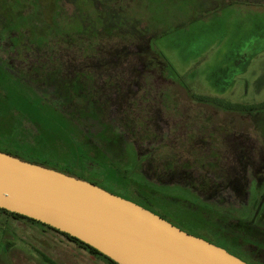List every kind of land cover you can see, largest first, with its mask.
I'll use <instances>...</instances> for the list:
<instances>
[{
    "label": "rangeland",
    "instance_id": "1",
    "mask_svg": "<svg viewBox=\"0 0 264 264\" xmlns=\"http://www.w3.org/2000/svg\"><path fill=\"white\" fill-rule=\"evenodd\" d=\"M59 2L0 0L1 143L145 196L192 231L253 217L264 109L257 122L194 95L264 102V0H213L206 12L207 0ZM117 16L137 34L114 26ZM46 257L113 264L0 209V264H53Z\"/></svg>",
    "mask_w": 264,
    "mask_h": 264
},
{
    "label": "water",
    "instance_id": "2",
    "mask_svg": "<svg viewBox=\"0 0 264 264\" xmlns=\"http://www.w3.org/2000/svg\"><path fill=\"white\" fill-rule=\"evenodd\" d=\"M0 208L78 238L118 264H251L132 199L2 150Z\"/></svg>",
    "mask_w": 264,
    "mask_h": 264
},
{
    "label": "trees",
    "instance_id": "3",
    "mask_svg": "<svg viewBox=\"0 0 264 264\" xmlns=\"http://www.w3.org/2000/svg\"><path fill=\"white\" fill-rule=\"evenodd\" d=\"M55 1V6L57 7H61L60 5V0H54ZM39 3V1H38ZM191 6V4H190ZM56 14H61V10L56 13ZM115 23L114 26L116 27H120V31H122L123 25L127 24V29L130 33H132V35L137 34V32L139 31L137 28H135V26H132L130 21H126L124 18L117 16L114 17ZM126 31V30H123ZM14 84V83H10ZM15 85V84H14ZM16 87V86H15ZM196 100L204 102V103H215L217 106L225 109V110H231V111H239V112H244L247 113L246 115L249 116H253L254 120L258 122L259 116H258V112L259 110L264 109V102L259 103V104H239V103H231V102H225L216 98H212V97H208V96H203V95H194ZM250 113H254V114H250ZM256 113V114H255ZM115 125V124H114ZM252 147V148H251ZM244 146V151L247 150V153H249V149H255L253 146ZM0 150L8 152L12 155L18 156L24 160H28L34 163H38V164H42L51 168H55L58 169L60 171H63L65 173L74 175L76 177L79 178H83L86 180H89L95 184H98L102 187H104L105 189H109L111 190V192H114V189L108 187L107 185H105L104 183L92 179L91 177H89L88 175L82 173V171L73 169V168H66L63 166H57V165H52V163L47 162V161H43V160H39L38 158L34 157L33 155H30L28 150H20V149H14L11 147H9V143H1L0 141ZM234 153L236 155H233V157L237 158L240 156L244 157V158H248L247 159V163H249V159L251 158L250 155H242L239 154V149H237L235 147L234 149ZM260 158H264V153L260 152ZM249 165V164H248ZM132 199L136 202H138L139 204L153 210L154 212L160 214L161 216H163L164 218L168 219L169 221H171L172 223L178 225L179 227H181L182 229L191 232L195 235L198 236H202L218 245H221L225 248H227L230 252L238 255L239 257L244 258L245 260H248V262H251V264H264V199L260 202L257 212L255 213V215L253 217H248L245 219H238L235 220V222L230 225H228V229L226 230H222L221 228L217 229V233L213 234L212 232L205 233V231H200V230H196V231H192L186 227H184V225H181L179 223H177V221H175L174 219H172L171 217L166 216V214H163V212L156 208L149 199H147L144 195V199L143 198H139V197H132L131 195H129ZM125 197V196H124ZM263 202V203H262ZM1 210L5 211L6 213L18 218V217H23V218H27L30 220H33L35 222H40L38 220H35L33 218L24 216L22 214L16 213V212H11L8 211L4 208H0ZM42 223V222H41ZM44 225H47L45 223H42ZM48 227L54 229L55 231L64 234L65 236H67L70 240H74L77 241L78 243L82 244L83 246H86L87 248H89L93 253H97L100 255H103L104 257H106L109 261H111L113 264H118L117 262H115L114 260H112L111 258H109L108 256H106L105 254L101 253L100 251H98L96 248L86 244L85 242L79 240L78 238H75L73 236H70L67 233H64L62 231H59L49 225H47ZM196 229V228H195ZM47 258V257H46ZM48 261H50L51 263L55 264L51 259L47 258Z\"/></svg>",
    "mask_w": 264,
    "mask_h": 264
},
{
    "label": "crops",
    "instance_id": "4",
    "mask_svg": "<svg viewBox=\"0 0 264 264\" xmlns=\"http://www.w3.org/2000/svg\"><path fill=\"white\" fill-rule=\"evenodd\" d=\"M214 2H215V1H214ZM214 2H213V0H212V2H209V3H208V0H207V2H206L205 4H202V5H201L202 7L199 5V6H200V7H198L199 9H198V8H197V9H198V10H201L202 12H206V10L211 9L209 5H211L212 9L214 8V6H215V3H214ZM213 3H214V4H213ZM217 3H218V1H217ZM191 4H192V3H191Z\"/></svg>",
    "mask_w": 264,
    "mask_h": 264
}]
</instances>
